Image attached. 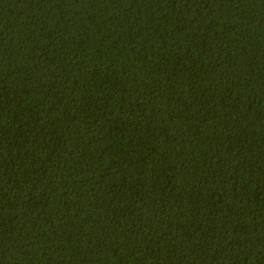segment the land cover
I'll list each match as a JSON object with an SVG mask.
<instances>
[{
    "label": "trees",
    "instance_id": "1",
    "mask_svg": "<svg viewBox=\"0 0 264 264\" xmlns=\"http://www.w3.org/2000/svg\"><path fill=\"white\" fill-rule=\"evenodd\" d=\"M0 264H264V0H0Z\"/></svg>",
    "mask_w": 264,
    "mask_h": 264
}]
</instances>
